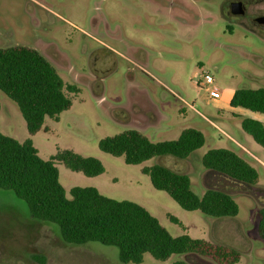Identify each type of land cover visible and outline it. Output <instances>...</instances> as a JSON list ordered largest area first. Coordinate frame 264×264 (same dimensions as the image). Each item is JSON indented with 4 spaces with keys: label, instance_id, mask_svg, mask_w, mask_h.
<instances>
[{
    "label": "rangeland",
    "instance_id": "374dc122",
    "mask_svg": "<svg viewBox=\"0 0 264 264\" xmlns=\"http://www.w3.org/2000/svg\"><path fill=\"white\" fill-rule=\"evenodd\" d=\"M249 1L264 14V0ZM173 2L185 9L160 0H0V48L35 49L65 84L79 90L67 93L70 109L57 120L45 117L47 131L33 138L43 160L70 150L103 165L102 174L86 177L55 162L66 198L72 187H94L107 198L140 205L172 237L186 234L224 244L240 253L237 264H264V241L257 234L258 211L264 207V148L242 131L239 114L218 111L208 100L213 87L218 99L235 89L264 88V31L230 30L216 2ZM205 74L213 78L212 84L204 85ZM135 89L155 106L153 124L131 111L129 94ZM187 128L200 131L205 142L183 160L162 156L127 165L122 156L97 147L100 139L127 129L156 143L175 140ZM0 132L15 140L28 136L16 104L1 91ZM220 148L246 159L257 170L258 183L247 185L204 169L201 157ZM154 164L186 174L197 195L209 188L228 193L238 214L215 219L183 210L141 173L142 167ZM174 261L214 264L194 254L172 255L166 261L144 254L140 264ZM0 264L121 263L115 247L65 244L57 226L30 219L24 202L0 190Z\"/></svg>",
    "mask_w": 264,
    "mask_h": 264
},
{
    "label": "trees",
    "instance_id": "16d2710c",
    "mask_svg": "<svg viewBox=\"0 0 264 264\" xmlns=\"http://www.w3.org/2000/svg\"><path fill=\"white\" fill-rule=\"evenodd\" d=\"M0 91L16 104L29 136L47 131L43 125L45 117L57 120L61 112L71 107L67 93L79 92L74 85L64 83L43 55L23 46L0 48ZM229 107L264 116V88L235 89ZM238 117L242 131L264 148V123L248 116ZM204 142L203 134L192 128L182 130L175 140L156 143L136 129H127L100 139L97 147L111 156H122L127 165H138L162 156L183 160ZM55 162L86 177L104 172L97 159L82 157L70 150L43 160L30 138L19 142L0 132V190L24 202L30 219L57 226L65 244L96 242L115 247L121 264H140L144 254L156 261H166L172 255L194 254L214 264L239 262L240 253L236 249L186 234L172 237L140 205L107 198L94 187H72L70 197L66 198ZM201 165L236 182L256 185L259 181L257 170L229 149L207 151L201 157ZM141 173L148 176L154 189L165 192L185 211H198L215 219L238 214V205L231 195L211 188L197 195L186 174L160 164L142 167ZM169 219L179 224L174 217ZM257 234L264 241V207L258 211ZM31 259L42 263L40 256L32 255Z\"/></svg>",
    "mask_w": 264,
    "mask_h": 264
},
{
    "label": "flooded vegetation",
    "instance_id": "af4514ba",
    "mask_svg": "<svg viewBox=\"0 0 264 264\" xmlns=\"http://www.w3.org/2000/svg\"><path fill=\"white\" fill-rule=\"evenodd\" d=\"M160 1L164 2L165 5H171V6L178 5L180 8L185 9L182 5L174 3L173 0H169L166 2L165 0H160ZM207 1L216 2V4L218 5V12L220 18L224 22H226L230 30H232L233 27H236L248 31L250 33H254L260 30L264 31V25L257 22V18L264 17V14H262L261 12L260 13L256 12L255 8L253 7V4L249 0H207ZM237 3L240 4L239 9L242 11V14L235 15L233 14V10H235L234 6ZM253 3L255 4V2ZM249 26L254 27L255 30L252 28L250 29ZM36 44H40V43H36ZM44 44H46L48 47H51L47 43ZM59 56L61 55L59 54ZM129 106L131 111L137 116H140L143 121L151 124L154 123L157 113L153 108L149 98L144 92L138 91L137 89H135V92H130Z\"/></svg>",
    "mask_w": 264,
    "mask_h": 264
},
{
    "label": "crops",
    "instance_id": "0c3cea01",
    "mask_svg": "<svg viewBox=\"0 0 264 264\" xmlns=\"http://www.w3.org/2000/svg\"><path fill=\"white\" fill-rule=\"evenodd\" d=\"M234 90L233 91H230V92H227L225 94H223L221 97H219V99H217L216 101L213 102L214 106L216 107V109L218 111H225V112H230L232 114L234 113H237L239 114L240 116H248L250 118H253V119H256L258 121H261L262 123H264V116H261V115H257V114H251V113H248L244 110H241V109H232L229 107V101L232 97V94H233ZM37 134V133H36ZM35 134V135H36ZM27 136L26 138L22 139V140H18L19 142H23L25 139L27 138H30L32 143H33V138L34 136ZM234 144L238 145V147L246 150L243 146H241L240 144H238L236 141H232ZM34 145V143H33Z\"/></svg>",
    "mask_w": 264,
    "mask_h": 264
},
{
    "label": "built area",
    "instance_id": "2783aa9c",
    "mask_svg": "<svg viewBox=\"0 0 264 264\" xmlns=\"http://www.w3.org/2000/svg\"><path fill=\"white\" fill-rule=\"evenodd\" d=\"M213 83V78L209 76L208 74L204 75V85H210ZM218 89L213 87L208 91V100L210 101H216L218 99Z\"/></svg>",
    "mask_w": 264,
    "mask_h": 264
},
{
    "label": "water",
    "instance_id": "95a60500",
    "mask_svg": "<svg viewBox=\"0 0 264 264\" xmlns=\"http://www.w3.org/2000/svg\"><path fill=\"white\" fill-rule=\"evenodd\" d=\"M239 7H240L239 3L235 4L234 6L235 10H233V14L235 15L242 14V11L239 9ZM257 22L264 25V17L257 18Z\"/></svg>",
    "mask_w": 264,
    "mask_h": 264
}]
</instances>
